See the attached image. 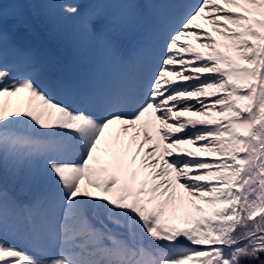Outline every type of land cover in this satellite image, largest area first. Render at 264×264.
I'll use <instances>...</instances> for the list:
<instances>
[{
	"label": "snow or ice",
	"instance_id": "obj_1",
	"mask_svg": "<svg viewBox=\"0 0 264 264\" xmlns=\"http://www.w3.org/2000/svg\"><path fill=\"white\" fill-rule=\"evenodd\" d=\"M37 17L70 30L86 74L41 81L24 40ZM112 125L144 140L117 156L101 148ZM177 186L195 209L180 224ZM262 257L264 0H192L150 20L137 0H0V264Z\"/></svg>",
	"mask_w": 264,
	"mask_h": 264
},
{
	"label": "rangeland",
	"instance_id": "obj_2",
	"mask_svg": "<svg viewBox=\"0 0 264 264\" xmlns=\"http://www.w3.org/2000/svg\"><path fill=\"white\" fill-rule=\"evenodd\" d=\"M152 0H137L139 5V11L144 17L145 20H150L151 13L154 11L151 8ZM158 4L161 5L159 11L166 12L172 9H179L180 6L191 3L192 0H157ZM168 1V3H167ZM195 23H198L202 28L209 27L204 20H197ZM61 27L57 26L55 21L51 23H45L39 17L34 20L32 30L24 35V40L30 46H32L39 54L43 64V70L40 73V79L45 85H54L58 81H62L63 73L55 67V64L49 69L45 63L44 55L50 47H53V44L56 45L57 49H64L70 55L71 59H74V64L76 66L77 75L86 74L89 70V64L84 62L90 57L83 52L79 46L76 44L70 30L66 27L63 29V34H61ZM210 30V29H209ZM139 38L137 34H130L123 36L119 39L120 44L124 48H130L134 45L136 40ZM191 43L196 44L199 47V43L194 39L190 40ZM72 52V55L69 54ZM90 63V61H89ZM61 66V64H60ZM49 69V70H48ZM67 69H63L65 72ZM43 78V80H42ZM67 80V79H66ZM48 90L52 95L57 99H63V93L56 87H49ZM5 106L15 109L23 110L25 102L18 97H12L11 99L5 97L3 99ZM191 114V113H190ZM144 128L140 129L139 136L133 138V133L131 131L125 133L123 132L118 125H112L105 131L104 140L102 141L101 148H109L113 153L119 156L125 149L131 147L132 150L136 148L144 140ZM147 131L150 135H155L154 130L149 126ZM154 141H149V143ZM147 147V144L145 145ZM186 148H193V145H184ZM131 155V153H129ZM143 155V150H141V156ZM140 158L137 157L136 166L139 167ZM95 191V190H94ZM101 195L103 193H100ZM176 217L173 222L182 223L183 217L189 214H195V209L192 207L191 198L188 196L187 192L183 189H180L177 186L176 191Z\"/></svg>",
	"mask_w": 264,
	"mask_h": 264
},
{
	"label": "trees",
	"instance_id": "obj_3",
	"mask_svg": "<svg viewBox=\"0 0 264 264\" xmlns=\"http://www.w3.org/2000/svg\"><path fill=\"white\" fill-rule=\"evenodd\" d=\"M57 26L62 28V29H61V34H60V35H62V34H63L64 26L59 25V24H57ZM57 53H60V51H59V50L57 51L55 48H53V49L50 48V49H49V54H50V55L47 54V58H46V61H47L48 66H51L52 63H53L52 58H51L52 56H54V58H56L55 61H54L55 65H57V66L59 67L60 64H62V62H63V58L65 57V53L61 51L62 56H57ZM59 69H60V71H62V70H63V65H61ZM62 72H63V71H62ZM66 76H67V77H70V72H66V73L63 75V78H66ZM261 259H264V257H262ZM256 264H259V262H256Z\"/></svg>",
	"mask_w": 264,
	"mask_h": 264
}]
</instances>
